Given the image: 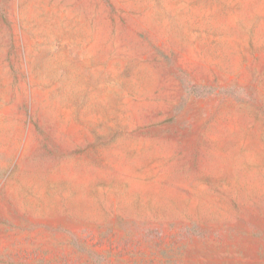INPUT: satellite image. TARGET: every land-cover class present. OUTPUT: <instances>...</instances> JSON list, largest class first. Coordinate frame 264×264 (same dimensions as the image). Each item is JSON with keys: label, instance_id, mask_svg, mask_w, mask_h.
Returning <instances> with one entry per match:
<instances>
[{"label": "rangeland", "instance_id": "374dc122", "mask_svg": "<svg viewBox=\"0 0 264 264\" xmlns=\"http://www.w3.org/2000/svg\"><path fill=\"white\" fill-rule=\"evenodd\" d=\"M0 264H264V0H0Z\"/></svg>", "mask_w": 264, "mask_h": 264}]
</instances>
